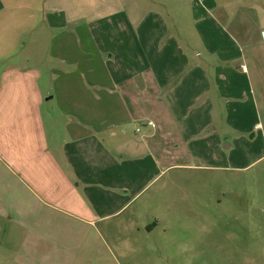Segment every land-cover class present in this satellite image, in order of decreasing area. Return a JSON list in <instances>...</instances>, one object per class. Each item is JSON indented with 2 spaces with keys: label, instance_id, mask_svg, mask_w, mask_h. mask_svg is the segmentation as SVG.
<instances>
[{
  "label": "crops",
  "instance_id": "0c3cea01",
  "mask_svg": "<svg viewBox=\"0 0 264 264\" xmlns=\"http://www.w3.org/2000/svg\"><path fill=\"white\" fill-rule=\"evenodd\" d=\"M186 5L192 29L164 13ZM227 27L214 0H0V249L49 219L100 232L147 169L264 145V53Z\"/></svg>",
  "mask_w": 264,
  "mask_h": 264
},
{
  "label": "rangeland",
  "instance_id": "374dc122",
  "mask_svg": "<svg viewBox=\"0 0 264 264\" xmlns=\"http://www.w3.org/2000/svg\"><path fill=\"white\" fill-rule=\"evenodd\" d=\"M214 2L217 12L228 14L229 31L241 38L249 32L248 52L264 53V0ZM185 7L163 12L170 23L192 29ZM239 13L247 18L244 27H236ZM247 148L221 169L204 167L210 164L205 157H190L186 167L147 169L141 193L123 216L99 225L100 232L67 218L49 219L40 238L29 237L23 248L0 249V264H264V156L255 161L264 145L258 140Z\"/></svg>",
  "mask_w": 264,
  "mask_h": 264
},
{
  "label": "water",
  "instance_id": "95a60500",
  "mask_svg": "<svg viewBox=\"0 0 264 264\" xmlns=\"http://www.w3.org/2000/svg\"><path fill=\"white\" fill-rule=\"evenodd\" d=\"M45 104L48 107V109H51V97H48L45 99Z\"/></svg>",
  "mask_w": 264,
  "mask_h": 264
},
{
  "label": "built area",
  "instance_id": "2783aa9c",
  "mask_svg": "<svg viewBox=\"0 0 264 264\" xmlns=\"http://www.w3.org/2000/svg\"><path fill=\"white\" fill-rule=\"evenodd\" d=\"M146 125L147 126H150V127H153L154 126V124L152 123V122H148V123H146ZM140 129H137V132L139 131Z\"/></svg>",
  "mask_w": 264,
  "mask_h": 264
}]
</instances>
